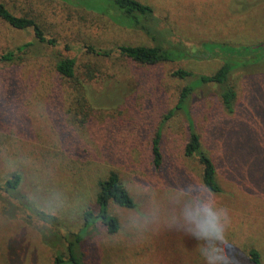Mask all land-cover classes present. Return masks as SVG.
<instances>
[{
  "label": "rangeland",
  "instance_id": "1",
  "mask_svg": "<svg viewBox=\"0 0 264 264\" xmlns=\"http://www.w3.org/2000/svg\"><path fill=\"white\" fill-rule=\"evenodd\" d=\"M0 1L15 15L35 18L57 40L40 43L32 29L0 18V53L33 43L27 59L0 64V264H54L57 251L66 253L64 236L84 226L86 211L97 214V183L111 170L136 206L111 203L120 224L115 234L99 221L89 227L81 245L86 263L200 264L197 241L168 226L182 186L202 184L199 162L184 156V114L163 127L160 173L151 165L150 146L191 81L172 72L213 74L228 59L235 64L228 81L237 92L234 112L223 110L217 84L198 88L190 107L216 164L217 201L229 214L225 253L248 264V251L256 248L264 264V0H139L154 9L156 39L62 0ZM175 43L194 57L149 67L88 51ZM60 57L76 60L88 104L68 101L71 89L55 69ZM14 173L22 181L10 192L4 184Z\"/></svg>",
  "mask_w": 264,
  "mask_h": 264
},
{
  "label": "trees",
  "instance_id": "2",
  "mask_svg": "<svg viewBox=\"0 0 264 264\" xmlns=\"http://www.w3.org/2000/svg\"><path fill=\"white\" fill-rule=\"evenodd\" d=\"M71 5L85 6L100 14L107 16L112 22L122 27L141 30L149 36L154 37L157 30L158 19L152 6L139 0H105V7L101 5H90L88 3L78 2L77 0H62ZM98 3L102 4V0ZM97 4V3H96ZM0 18L11 27L19 30L32 29L38 42L48 43L55 46L57 40L49 38L42 26L35 18L30 16H18L10 11L5 3L0 1ZM156 37V36H155ZM154 37V38H155ZM156 39V38H155ZM32 42L19 45L14 49L0 53L1 63H14L18 60H25L31 56L30 47ZM88 51L99 56L110 57L119 54L131 60L134 63L143 66L154 67L163 62L179 61L194 57L191 52L181 43H175L164 47L162 45H118L111 48L89 47ZM195 55V54H194ZM55 69L62 79L66 80L70 89L68 101L70 104H88L82 93L84 86L82 81L76 75V60L70 57H60L55 62ZM235 69V64L229 59L224 61L220 68L213 74H196L185 68H178L172 72V75L191 81L181 90L179 99L174 108L168 111L160 125L156 128L151 140L150 157L153 169L160 173L165 166V155L163 152V127L165 123L182 112L188 124V138L184 147V156L195 159L202 168V184L212 188L214 193H220L222 188L217 177L216 164L204 147L202 137L196 129L194 117L190 107V101L195 95V91L201 86L207 84H217L220 87V100L223 110L232 114L235 110L237 99L236 90L229 86L230 74ZM79 115V113H77ZM22 181L19 173H14L6 180L4 186L14 192L18 189ZM114 203L123 208H134L136 206L134 198L121 182L119 174L111 170L105 178H99L97 183L96 204L97 214L91 210L85 212V224L77 232L68 233L65 237L67 242L66 253L57 251L54 256V264H87L81 245L87 236L88 229L98 221L101 222L110 234H115L120 229L118 218L110 212V205ZM248 264H261V253L256 248L248 251Z\"/></svg>",
  "mask_w": 264,
  "mask_h": 264
},
{
  "label": "clouds",
  "instance_id": "3",
  "mask_svg": "<svg viewBox=\"0 0 264 264\" xmlns=\"http://www.w3.org/2000/svg\"><path fill=\"white\" fill-rule=\"evenodd\" d=\"M181 189L180 207L168 226L197 241L195 252L200 264H238L236 256L225 253L230 235L229 214L212 188L193 181Z\"/></svg>",
  "mask_w": 264,
  "mask_h": 264
}]
</instances>
